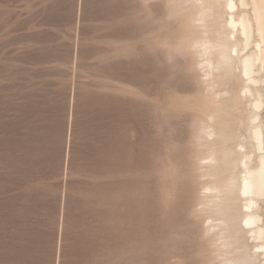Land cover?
<instances>
[{
  "label": "rangeland",
  "instance_id": "374dc122",
  "mask_svg": "<svg viewBox=\"0 0 264 264\" xmlns=\"http://www.w3.org/2000/svg\"><path fill=\"white\" fill-rule=\"evenodd\" d=\"M193 1L0 0V264L247 263L242 197L206 195L257 164L256 110L238 70L207 83L229 14Z\"/></svg>",
  "mask_w": 264,
  "mask_h": 264
},
{
  "label": "bare ground",
  "instance_id": "6f19581e",
  "mask_svg": "<svg viewBox=\"0 0 264 264\" xmlns=\"http://www.w3.org/2000/svg\"><path fill=\"white\" fill-rule=\"evenodd\" d=\"M195 1L196 0H194L193 2H195ZM200 2H201V0L199 1V3ZM225 2H226L228 14H229L228 21H226V23H228V24H226V25H229V31L228 32H230V34H228V35H230V36L227 35L228 36L227 37L224 34L226 36L225 41H221L218 43L210 42V41L205 40V39L202 42H199L198 39H195L199 42V45L197 48H199V52L201 53V57H202L201 62L199 61L200 63H198V64L201 65L200 69H201V71H203V73H204L203 76H205L207 83H208V81H212V79L214 77H216V72H217L216 70H223L225 73H228V74H230L229 72L231 71V75H232V72H234V70H238V73L242 76L241 77L239 75V77L242 78V80H243L242 84H243L244 90H242V91H244V97L245 98H248V96L253 97V106L252 107H254L256 110L254 115L250 119L248 127H247V131L249 133V139L251 142L253 141V145L256 147L257 151H259L261 154L257 158V161H258L257 164L253 165V155L254 154L252 152H239V158L236 159L238 161H235V162L241 164V167H242V169H240L241 167H239V170H241V176L240 177L238 176L239 181L237 179H235V177L237 175L235 176L234 173L232 172V174L235 176L234 178L232 176L226 177L227 179L225 181H223L221 179L223 182V184H221V182H220L221 186L223 185L222 187L221 186L220 187L219 186L218 187L213 186L211 188V186H209L210 190L209 189L208 190L210 191V193L207 194L206 196L208 199H210L207 202L211 203L214 206L216 205V208L220 209V210H223V209L226 210L227 206L225 205V202L228 205V202L231 201L230 199H231V197H233L234 192L239 193L240 197H242L241 198L243 200L242 206L244 207L245 210L243 208H242V210H244V211L241 210L242 211L241 212V215H242V222L241 223H243L242 225H244V229L242 227H239L240 228L239 233H242L244 236L247 237V239L252 240V242H253L252 246H254V251H252V252L247 251L246 252L247 254L245 255L244 261H247V263H244V264H257L261 260H264V220H263V215L258 211V202L264 201V122H263V120L260 116V113H259V110L264 107V0H238V3L235 0H225ZM238 5L243 7V9H242V12H240L239 14H235L234 9L237 8ZM226 6H224V7H226ZM250 8H251V13L248 10ZM199 11L200 10H198V12ZM205 11H207V8ZM205 11L203 10V12H205ZM208 11H209V8H208ZM198 14H200V13H198ZM227 17H228V15H227ZM200 18H201V16H200ZM201 20H203V17ZM200 21H199V23H200ZM226 29H227V27H226ZM216 31H217V29H216ZM216 34H218V33H215V39H218L216 36L219 37V35H216ZM224 35H223V37H224ZM199 39H201V38H199ZM224 72H221V74L223 75ZM218 75H219V73H218ZM222 75H221V79L223 77ZM223 79H224V77H223ZM204 83H206V81H204ZM213 84H215V83H213ZM220 84L222 85V83H220ZM251 86L255 87V89H256L255 94L252 93ZM223 87H224V85H223ZM223 91H221V92H223ZM218 92L221 93L220 91H218ZM219 93L217 95H219ZM223 96H224V92H223ZM223 96H222V98H223ZM226 96L227 95H225V97ZM218 97H221V94ZM205 127H206V125H205ZM203 130L204 129H202V131ZM203 133L205 135L206 140H208L207 137L213 135L215 132L213 130H211V131H203ZM220 139H222V138H220ZM220 139H217V141ZM224 140H222V141H224ZM209 143H214V142L212 140ZM223 143L225 145V141ZM242 146L243 145L241 144V147ZM217 149H219V147ZM221 151H223V150H221ZM225 151H227V149ZM235 151H237V150L235 149ZM235 151L233 153H235ZM214 152H215V149H214ZM211 153L212 154L209 155L207 158L208 162L205 159V161L207 162L205 165L206 167H212L214 164H212L211 162L216 161V157H218V156L215 157V155L213 154V151ZM208 154H206V155H208ZM229 154L231 155V153H229ZM234 158L235 157H233L232 159L235 160ZM221 159H223V158H221ZM222 161L223 160H221L220 162H222ZM198 163H199V161H198ZM234 165L235 164H233V166ZM238 166L239 165L237 164V166H235V168H237ZM206 187H208V186H206ZM208 190H207V192H208ZM204 191H206V190L204 189ZM237 193H235V195ZM237 197L239 198V196H237ZM238 200H240V199H238ZM221 208H223V209H221ZM227 209H230V208H227ZM226 215H225V218H227ZM218 217H220V216H218ZM225 218L223 217V220H220V223H222L221 221H223L222 224L217 223L216 225L210 226V228H212V227L217 228V232H216L217 236H218V234L219 235L221 234L220 232L222 230H226V229L228 230L229 229V228H226L227 226H225L228 224V220L226 221ZM239 219H240V217H239ZM217 220L219 221V218ZM238 222H240V221L238 220ZM230 226H231V224H230ZM237 226H238V223H237ZM232 236H234V235H232ZM223 244L225 245L223 247V249H226V247H228L227 245L229 244V242H227L225 240L223 242ZM231 245H233V244H231ZM249 247H247V248H249ZM229 252L228 253L226 252V253L229 254ZM232 252L233 251H231V253ZM217 255H219V254H217ZM228 259H230V258H228Z\"/></svg>",
  "mask_w": 264,
  "mask_h": 264
}]
</instances>
